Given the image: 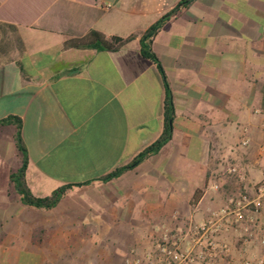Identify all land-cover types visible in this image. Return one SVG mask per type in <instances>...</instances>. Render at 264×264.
<instances>
[{
	"label": "crops",
	"instance_id": "1",
	"mask_svg": "<svg viewBox=\"0 0 264 264\" xmlns=\"http://www.w3.org/2000/svg\"><path fill=\"white\" fill-rule=\"evenodd\" d=\"M182 1L0 0V121H21L32 195L66 188L52 208L24 205L10 182L22 161L16 127L0 125V264H125L151 248L152 227L187 231L264 181V0L181 8L152 41L162 75L139 41ZM90 31L133 38L117 50L63 48ZM165 83L171 139L103 181L162 135ZM229 164L245 169L244 184ZM230 233L234 264L264 256V211L247 245L243 226Z\"/></svg>",
	"mask_w": 264,
	"mask_h": 264
},
{
	"label": "built area",
	"instance_id": "2",
	"mask_svg": "<svg viewBox=\"0 0 264 264\" xmlns=\"http://www.w3.org/2000/svg\"><path fill=\"white\" fill-rule=\"evenodd\" d=\"M261 134L262 142L259 151L262 154L264 153V124L261 126ZM249 143L247 130L242 129L240 145L246 147ZM226 175L232 177L239 185L247 180L245 169L237 164H229ZM213 188L217 190L218 186L214 185ZM263 211L264 181L253 185L251 193L245 187L240 189L236 195L228 198L224 207L212 213L207 222L191 226L189 229L191 240L188 242L183 239L185 235L182 239H169L171 231L166 227H152L148 235L151 248L142 256L133 255L126 258L124 262L125 264H231L230 248L226 243L215 241L214 235L243 226L244 243L247 244L255 235L259 216ZM160 232L162 238L157 239L156 235ZM184 246L187 247L185 252L182 251ZM241 264H264V256L257 261L244 260Z\"/></svg>",
	"mask_w": 264,
	"mask_h": 264
},
{
	"label": "trees",
	"instance_id": "3",
	"mask_svg": "<svg viewBox=\"0 0 264 264\" xmlns=\"http://www.w3.org/2000/svg\"><path fill=\"white\" fill-rule=\"evenodd\" d=\"M193 1L194 0H183L182 2H180L172 11L162 16L160 20H158L148 30H146L140 38V53L143 57L153 61L157 65L162 75V68L159 65L157 58L152 51L153 38L168 19L174 16L181 8L186 7ZM132 38L133 37H128L126 39H122L119 37L107 38L97 31H90L87 35L82 38L66 41L63 45V48L117 50L125 46L128 42H130ZM165 88L166 98L164 102V128L162 135L155 143H153L144 151H142L128 165L116 169L114 172L104 177L102 179L103 181L111 180L115 177H118L123 172L135 168L138 164H140L142 161H144L151 155L158 153L171 139L174 119V108L172 103V97L166 83ZM0 125H14L16 127L15 142L16 147L22 156V161L19 169L16 172L10 174V182L13 184L17 193L20 195L21 202L24 205L41 209H49L54 207L64 195L66 188L57 189L53 191L49 197L46 198H37L33 196L29 188L27 187L25 181V173L28 159L25 147L21 139V121L16 117H8L6 119L1 120Z\"/></svg>",
	"mask_w": 264,
	"mask_h": 264
},
{
	"label": "rangeland",
	"instance_id": "4",
	"mask_svg": "<svg viewBox=\"0 0 264 264\" xmlns=\"http://www.w3.org/2000/svg\"><path fill=\"white\" fill-rule=\"evenodd\" d=\"M225 206V205H224ZM223 206V207H224ZM222 208V207H221ZM220 208V209H221ZM220 209H218V211L220 210ZM218 211H216V212H218ZM211 218V216L210 217H208L207 219H205V220H203L202 221V223H205V222H207V220H209ZM221 224H223V223H221ZM224 225V224H223ZM230 231L231 230H229V231H221V232H219L217 235H214V237H213V239L215 240V241H218V242H223V243H226L227 245H228V247L230 248V253H231V243L230 242H228L224 237H229L230 236ZM190 232H189V230H187V231H185V230H179V229H177V230H174V231H171V233H170V238L169 239H171V240H178L179 238H181L182 239V237L185 235V237L183 238L184 239V241H185V239L186 240H188V241H190L191 240V237H190ZM148 235H149V233H147V239H148ZM161 235H162V233L160 232V233H158L157 235H156V238L157 239H161L162 237H161ZM209 234H207V236H208ZM180 236V237H179ZM208 238H210L209 236H208ZM208 238H206V239H208ZM254 238V237H253ZM252 238V239H253ZM244 235H242L241 237H240V242L242 243V245H247L246 243H244ZM149 241V240H148ZM188 241H185V242H188ZM251 241V240H250ZM249 241V242H250ZM186 244V243H185ZM187 245V244H186ZM186 246H184V247H182V251L183 252H185V250H186ZM203 249V248H202ZM197 251H199V250H197ZM203 251H205L204 249H203ZM229 258L231 259V254H229ZM247 260V259H246ZM242 262H244V260L242 261ZM241 262V263H242ZM240 263V264H241ZM220 264H223V263H220ZM231 264H234L233 262H232V260H231Z\"/></svg>",
	"mask_w": 264,
	"mask_h": 264
}]
</instances>
